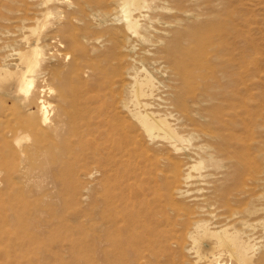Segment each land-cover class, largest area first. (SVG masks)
I'll return each mask as SVG.
<instances>
[{
    "label": "bare ground",
    "instance_id": "1",
    "mask_svg": "<svg viewBox=\"0 0 264 264\" xmlns=\"http://www.w3.org/2000/svg\"><path fill=\"white\" fill-rule=\"evenodd\" d=\"M18 2L0 0V264H64L72 228L82 264H264V0ZM48 185L84 225L28 202Z\"/></svg>",
    "mask_w": 264,
    "mask_h": 264
},
{
    "label": "rangeland",
    "instance_id": "2",
    "mask_svg": "<svg viewBox=\"0 0 264 264\" xmlns=\"http://www.w3.org/2000/svg\"><path fill=\"white\" fill-rule=\"evenodd\" d=\"M69 1V0H67ZM17 5L19 6L18 9H23L24 6H28L31 7L29 0H19V2L17 3ZM26 8V7H25ZM89 12V8H86V13ZM14 12H5V15L8 16L9 18H11L14 15ZM27 16L28 17H32L33 18V14L30 11H27ZM53 17V15L51 16V18ZM87 21V20H86ZM83 22V21H82ZM84 23V22H83ZM86 23V22H85ZM31 24V21H29L27 23V25ZM9 29L11 31H13V36L11 37V39L8 41V44H10L9 49L12 47H18V45L20 46V37H21V33L20 31L14 27V25H10ZM262 29H264V10H262ZM27 30V29H26ZM263 32L262 34V49L264 50V30H262ZM27 33V31H26ZM259 33L256 34V36ZM14 38L15 41L12 39ZM59 41L60 38L59 37H50L48 39V42L50 43V51L54 52L55 54L57 53H61L60 59L62 57H64V55L66 54V52H68V49L66 47H60L59 46ZM14 42V43H13ZM64 44V43H63ZM15 45V46H14ZM264 52V51H263ZM253 54H256L257 52H252ZM261 55V56H260ZM254 56V57H253ZM262 57L264 58V54L261 51V54H257V55H251L249 58L252 60V58L257 59V57ZM258 57V58H259ZM14 58V57H13ZM62 62H64L65 64H67L70 60H67L66 58L63 60H60ZM260 66V71L258 72V76H262V61L260 62V64L258 65V67ZM261 72V73H260ZM45 84H47V86H50L52 88H54V85L48 81ZM260 87V88H259ZM259 87L255 86V88H253L251 90L252 93V98H251V103H250V109L253 110L256 114L253 116V119L251 121V125H250V133H249V161L252 162V160L255 162L256 160H258L257 157H255V152L253 151V146L255 144L256 138L258 137V135L262 136V86L259 85ZM255 89V90H254ZM256 93V94H254ZM46 94L48 95L49 98V93L46 92ZM258 94V95H257ZM255 96V97H253ZM260 102H257V101ZM25 190H27L26 195L28 197V202H30L32 205H39L41 207H47V206H52L56 209V213L58 215V217H60L61 219H64L65 214L67 212L68 216L66 219H64V221H67L68 223H73L74 220L77 219V223L80 225H84L86 223V216H85V209H86V203L84 201H77L75 199H70V198H66L68 199L69 203L65 204L64 199H62V197H59V192L57 189L53 188L52 186H46V187H41L38 191H30L31 189L28 187ZM84 212V213H83ZM70 214V215H69ZM48 215V214H47ZM46 214H42L41 215V219L44 220L47 218ZM74 225V224H71ZM72 231L69 232L67 235L63 234V236L61 237V241L58 242L56 244V242L52 243L54 244V251H55V257H57L59 260H61L64 264H82L83 263V252L82 249L78 248V253H74L75 251L72 249L71 247V241L74 240L75 243H80L82 242L83 239V233L82 230H78V229H71ZM42 234V240L45 243H48V238H49V231L46 228L45 230H41ZM63 244L62 246H60V244ZM44 258L46 259L44 264H54L55 262L52 261V259L50 260V256L49 255H45Z\"/></svg>",
    "mask_w": 264,
    "mask_h": 264
}]
</instances>
